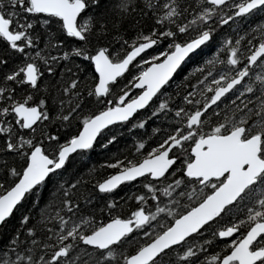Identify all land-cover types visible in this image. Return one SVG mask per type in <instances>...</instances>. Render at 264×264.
Masks as SVG:
<instances>
[{
	"label": "snow or ice",
	"instance_id": "snow-or-ice-1",
	"mask_svg": "<svg viewBox=\"0 0 264 264\" xmlns=\"http://www.w3.org/2000/svg\"><path fill=\"white\" fill-rule=\"evenodd\" d=\"M0 264H264V0H0Z\"/></svg>",
	"mask_w": 264,
	"mask_h": 264
},
{
	"label": "trees",
	"instance_id": "trees-1",
	"mask_svg": "<svg viewBox=\"0 0 264 264\" xmlns=\"http://www.w3.org/2000/svg\"><path fill=\"white\" fill-rule=\"evenodd\" d=\"M129 143H131V141H129ZM98 149L96 150V153L92 154L91 159H90L91 163H94V164L98 163L99 157H97V156L100 154V149L99 150ZM86 160H87V158H86ZM130 190H133L131 188V185L124 186L119 194H125V193L129 192ZM16 216L18 217L19 213H16ZM12 223L14 224L15 220H13Z\"/></svg>",
	"mask_w": 264,
	"mask_h": 264
},
{
	"label": "bare ground",
	"instance_id": "bare-ground-1",
	"mask_svg": "<svg viewBox=\"0 0 264 264\" xmlns=\"http://www.w3.org/2000/svg\"><path fill=\"white\" fill-rule=\"evenodd\" d=\"M98 150H99V149H98ZM97 157H99V155H98ZM90 162H91V161H90ZM104 175H105L104 171L101 170V172H100V174H99V176H98L97 178H103Z\"/></svg>",
	"mask_w": 264,
	"mask_h": 264
},
{
	"label": "rangeland",
	"instance_id": "rangeland-1",
	"mask_svg": "<svg viewBox=\"0 0 264 264\" xmlns=\"http://www.w3.org/2000/svg\"><path fill=\"white\" fill-rule=\"evenodd\" d=\"M121 196H123L124 194H120Z\"/></svg>",
	"mask_w": 264,
	"mask_h": 264
}]
</instances>
